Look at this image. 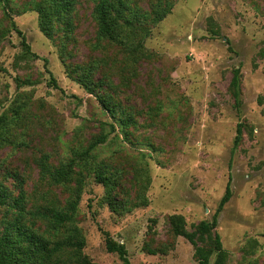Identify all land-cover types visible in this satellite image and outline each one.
Wrapping results in <instances>:
<instances>
[{"label": "rangeland", "instance_id": "rangeland-1", "mask_svg": "<svg viewBox=\"0 0 264 264\" xmlns=\"http://www.w3.org/2000/svg\"><path fill=\"white\" fill-rule=\"evenodd\" d=\"M37 1L0 0V183L16 198L12 174L24 180V223L51 203L63 207L73 187L42 180L37 162H72L82 181L74 222L92 262L122 264L107 253L105 231L126 247L130 264H198L193 246L170 234L167 218L181 215L189 231L211 221L229 184L232 196L215 229L226 264H264V0H123L122 44L97 38L96 0H76L47 38ZM165 5L169 13L155 22L154 7ZM81 67L103 83L96 93L75 79ZM237 68L239 108L230 90ZM101 96L114 102L116 119L130 115L134 125L121 127ZM101 123L115 132L83 159ZM102 161L130 174L134 166L147 171V207L111 213L95 178ZM17 214L11 203L0 207V227ZM34 229L56 239L37 219Z\"/></svg>", "mask_w": 264, "mask_h": 264}, {"label": "trees", "instance_id": "trees-1", "mask_svg": "<svg viewBox=\"0 0 264 264\" xmlns=\"http://www.w3.org/2000/svg\"><path fill=\"white\" fill-rule=\"evenodd\" d=\"M76 0H41L33 5V9L38 13L39 29L47 38H51L55 33V24L62 21L73 11ZM127 5L123 0H96L92 11V17L96 25V35L99 40L121 43L119 39L118 18L126 9ZM155 22H159L169 13V7L155 6L153 9ZM21 36V32L17 31ZM213 34L216 31L211 30ZM21 44L25 53H30V47L26 44L24 37ZM140 55H144L143 50L135 49ZM75 79L91 94L102 82L94 83L89 79L88 68L81 67ZM72 73L76 72L74 69ZM240 69L232 71L230 90L234 101V106H240ZM101 106L110 117L116 120L126 131L134 125V120L130 115H124L116 119L114 102L100 98ZM115 132L113 124L101 123V133L97 135L88 147L83 151V159H89L91 153L98 147L107 143L108 137ZM242 136L241 126L236 129L233 147H236ZM112 164L102 161L95 173L96 181L104 188V202L111 213L124 215L134 209L147 207L148 199L146 196L147 187L150 179L147 171L144 172L140 167H132L129 170L121 171L112 168ZM40 178L50 182L52 185H71L70 195L63 207H56L51 203L50 208L35 210L30 214L32 223L27 225L25 221L24 203L26 196L23 191L24 180L18 174H12L17 182L19 194L12 198L8 188L0 183V207L12 204L18 210V214L13 221H4L0 227V264H96L84 254L86 244L82 230L74 222V215L80 202L82 181L80 177H75L73 163H60L56 167L47 164V158L43 157L37 162ZM112 169L114 172H112ZM131 175V180L127 177ZM125 184L129 187H125ZM75 185V188H74ZM74 188V189H73ZM232 196L230 185L227 184L224 195L219 201L216 212L211 221H201L193 226L191 231L187 230L184 218L181 215H171L167 218L170 234L177 238H184L193 246L194 258L198 264H210V260L215 256L213 264H226L227 253L222 247L219 235L215 232L217 218L224 206ZM36 219L45 227L47 233H53L56 239L51 241L39 235L34 229ZM105 240V249L109 254H115L122 264H130L127 257V250L123 244L117 243L110 235L102 231ZM151 255L157 251L148 249ZM165 254L166 250L158 251Z\"/></svg>", "mask_w": 264, "mask_h": 264}]
</instances>
